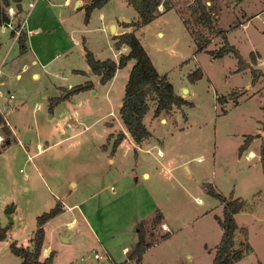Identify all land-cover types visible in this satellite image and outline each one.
<instances>
[{"label": "rangeland", "instance_id": "1", "mask_svg": "<svg viewBox=\"0 0 264 264\" xmlns=\"http://www.w3.org/2000/svg\"><path fill=\"white\" fill-rule=\"evenodd\" d=\"M20 1V16L25 17L28 24L33 6L29 9V0ZM170 1L173 9L160 18V27H135L134 32L156 68L166 73L178 93L192 100V104L172 105L169 111L154 115L156 99L149 97V109L143 117L153 130L156 142L146 154L157 155L166 166L173 165L169 170L158 163L156 167V178L162 182L161 193H156L171 222L172 232L162 229L156 215L153 219L147 217L149 207L142 210L146 215L143 217L147 218L139 224V244L143 248L149 246L142 248L138 260V238L136 242L131 240L135 228L131 220L139 206L131 193L132 185L126 184V191L113 197L119 193L111 174L113 166L119 159L124 162L130 155L135 156L134 148L126 139L120 146V141L114 146L118 132L123 129L117 101L123 96L134 59L117 69L109 87L98 85L97 92L87 88L82 89V93L79 90L50 107L51 97L63 93L68 80L78 83L91 79L83 69L86 61L79 54L73 35L80 38L81 43L84 38V45L90 43L93 47L89 48L98 56L112 57L108 45L110 36L105 35L99 22L96 23V8L101 5L91 8L95 16L90 17L89 13L85 19L83 15L85 22L90 17L89 28L76 23L73 25L76 30L67 32L59 25L55 12L60 6L51 10L47 0H35L36 8L41 7L37 20L45 17L48 21L47 27L28 36V42L30 38L34 45L40 46H37L40 60L22 70L19 62L15 63L9 77L12 83L8 86L10 91L15 90L10 102L16 106L6 112L15 132H10L9 143L4 147L0 145V220L7 225L9 239L31 247L37 214L56 201L61 207L60 198L71 203L76 195L83 194L86 198L78 206L67 209L53 221L76 215L78 224L68 228L63 222L51 231L50 223L46 225V240L56 251L55 264H214L216 244L222 235L215 213L222 214V205L207 190L212 185L227 195L231 191L241 195L244 200L242 209L235 215L238 227L234 232V248L246 249L248 243L251 247L231 264H264L262 161L252 157L253 154L250 159H238L239 145L247 134H254L248 145L259 153L264 143V9L260 10L264 0H206L218 14L214 27L225 28L229 41L240 53L239 56L228 51L215 57L207 48L220 46L223 38L219 31L201 25L196 1ZM103 4L114 15L124 10L125 18L132 17L136 11L126 0H107ZM165 10L160 4L159 14ZM256 10L259 12L255 13ZM74 18L72 21L76 20ZM3 25L6 32L2 33L0 27V35L11 38L12 29ZM159 29L163 32H158ZM190 30L209 37L205 48H196ZM69 45L72 47L64 51ZM14 49L18 50L17 43L11 47ZM54 53L48 65L41 66L40 61ZM34 68L39 71L38 76L31 74ZM198 69H202V75L191 79L189 74ZM10 91L6 89L7 95ZM223 94L227 95L226 99H218ZM4 100V96H0V102ZM13 114L15 121L11 118ZM158 147L161 152L157 151ZM113 154L114 161L111 160ZM82 166L91 170L83 171ZM123 180L127 182L128 178ZM76 181L77 184H73ZM54 182L61 188H56ZM70 189L74 199L67 196ZM15 206L16 211L10 218L7 211ZM80 211L85 213L97 234L85 223ZM240 226L246 227L247 232ZM59 232H74V236L64 240ZM9 242L0 238V264H19L21 257L10 250ZM124 243L129 246L127 253L121 254L120 247ZM103 246L110 251L115 248L118 257H126L122 261L94 257L93 252L101 251Z\"/></svg>", "mask_w": 264, "mask_h": 264}, {"label": "trees", "instance_id": "2", "mask_svg": "<svg viewBox=\"0 0 264 264\" xmlns=\"http://www.w3.org/2000/svg\"><path fill=\"white\" fill-rule=\"evenodd\" d=\"M12 1L17 2L20 0H0V21L8 18L6 6ZM107 0H91L85 6V19H88L91 8L100 6ZM197 6V18L201 25L208 26L210 30L219 31L223 38V42L216 48H207L208 52L213 56L223 55L228 51H234L240 56L239 51L232 44L226 34L225 28H215L218 14L215 12V7L206 0H195ZM129 4L133 5L136 9L138 16L135 20H121L125 25L134 24L135 27H140L149 22L159 14V5L162 4L165 9L172 6L170 0H128ZM196 48H205L209 37L202 33H196L192 30ZM115 45L119 46L122 42L128 44L129 49L127 52L120 53L118 59L112 57L98 58L95 56L92 49L84 45L85 60L89 64L90 69L99 74V81L106 82L111 78L117 67H121L127 63L131 58L134 59L129 71L128 79L124 87V94L122 102L119 106L120 118L125 125L126 129L130 132L135 141H140L150 134L147 128L143 115L149 109L148 98L156 99L154 108V115L159 114L162 110L169 111L172 105L180 107L182 104H192V100H188L182 94L178 93L172 82L168 79L166 73L160 72L151 57L141 42L139 36L132 30H125L115 35ZM19 48H25V33L22 32L18 36ZM242 60V57H240ZM239 60V63L243 61ZM242 65V64H241ZM202 75V69L193 71L189 74L191 79H195ZM93 87V81L88 79L84 82H79L66 87L65 91L59 95L53 96L50 99V107L60 99L69 96L73 92L82 89ZM227 95H219L218 99L225 100ZM4 129V139L1 141V147L9 143L10 135L8 134L9 128L6 125L2 126ZM125 136L123 131L118 132L114 146H116L122 137ZM254 134L249 133L245 136L244 141L239 145V153L247 147ZM260 159L262 161V168L264 173V143L260 149ZM207 190L216 196L222 203V214L215 213V217L222 227V235L219 242L216 244V251L213 256L214 264H231L234 260L240 258L244 251L250 248L247 244L246 249L234 248V232L238 227L236 220V213L242 209L244 200L241 195H234L231 191L230 194H225L220 190L215 189L214 186H209ZM60 210V204L57 202L47 210H43L36 216L37 226L33 230V244L31 247L23 244H18L15 240L9 242V248L12 252L21 257L19 264H53L54 249H51L47 255H41L43 240H44V226L43 223L55 215ZM159 220V217H156ZM240 229L247 232L246 227L240 226ZM7 234V225L0 222V238H5ZM141 238H138V253L137 259L141 258L140 246Z\"/></svg>", "mask_w": 264, "mask_h": 264}, {"label": "crops", "instance_id": "3", "mask_svg": "<svg viewBox=\"0 0 264 264\" xmlns=\"http://www.w3.org/2000/svg\"><path fill=\"white\" fill-rule=\"evenodd\" d=\"M29 1H33V5H32L33 6V9H32L33 15L31 16L30 19H28V24H25V27H23V29L21 31V33L22 32L25 33V48L23 50H21L19 48L18 36L21 33L18 36H15L13 34V31L11 30V33H10V34H12L11 38H9V37L3 38L4 35H0V69H1V71H0V96H4V99L7 98V96H8L7 92H6V89L8 91L11 90V88L8 86V84L12 83V81L9 79V77L12 75V71L15 70V63L19 62L18 63L19 64V68L22 70V69H28V68L32 67L34 64H36L38 62V60H40L39 57H38L39 49L37 47L39 45L38 44L34 45L32 43V40H30V38H29V42H28V36H29L30 32H33V31L36 32L38 30L43 29L47 25L48 21L45 19V17L42 18L39 21L37 20V19H40V16L37 17V15L41 13V7L37 6V8H36L35 0H29ZM90 1L91 0H59V1L47 0L46 3L50 7L51 10H53L54 6H58V5L60 6L57 9V11H55L58 14V20L60 21V22L58 21L59 25L65 31L73 32L74 30H76V28H74V26H73L76 23H80L82 28H89L90 17L91 16L92 17L95 16V11L93 10L94 8L92 9L93 11L91 10L92 13L90 12V17H89V20L87 22L83 21V15H85V6ZM12 2H14V1H12ZM126 2H127V4H129L128 0H126ZM31 7H29V9ZM170 9H173V8H169V9L165 10L164 12L158 14L153 19H151L149 22L145 23L144 25H142L140 27H145L146 25H152L153 26L152 28H154L155 26L160 27L161 26L160 18L167 11H169ZM262 9H264V7H262L260 10H262ZM20 10H22V4H21V7L19 8L18 16H20ZM96 11H97L96 16L98 17V20H96V23L98 24V22H99L98 26L101 27V29L104 31L105 35L107 33H109L110 43L108 42V45H109V48L112 51V54H111L112 58L118 59L120 53L128 51L129 46L125 42H122L119 46H116L115 45V40H116L115 35L120 33V32H122V31L132 30V29L135 28L134 24L125 25V24L121 23L120 21L123 20V19L124 20H135L137 18V16H138V13H137V11H135V13L133 14L132 17L125 18V17H123V16H125L124 10H118L119 13L117 15H114L110 10H106V6L104 4L101 5V7L96 8ZM258 12H259V10L255 11V13H258ZM73 18L76 19V20L72 21ZM154 21H157V22L155 24H153ZM64 23H68L69 25L65 26ZM112 23H114V25H115V29L114 30H112L110 28V25ZM241 23L242 24H246V22H244V21H242ZM0 27H1V30H2L1 32L5 33L6 32V27L4 25L2 26V21H0ZM158 32H163V31H162V29H159ZM73 38L75 39V42L78 43L79 54L82 55L84 57V59H85V55H84L85 39L83 38L82 39V43H81L80 42V38H77L74 35H73ZM16 43L18 44V50L17 49H14V51L11 50V47L14 44H16ZM4 45H5V48L2 49V46H4ZM85 45L88 46V47L92 46L90 43L85 44ZM71 47H72L71 45L66 46V47L63 48V50L65 51L67 49H70ZM57 52H59V51H57ZM56 53H54L49 58L42 59V61H40L41 66L45 67L46 65H48V62L56 55ZM94 54L98 58L111 57V56H108V55H106V56H98V54H96V53H94ZM131 59H133V58H131ZM118 68L119 67L116 68V70H115V72H114V74H113V76L111 78H109L106 82L101 83L99 81V74L93 72L90 69L89 64L86 61L85 62V66H84L83 69L86 71V74H90V76H91L90 80L93 81V87H90V88H87V89H92V92H97V89L95 87H97L98 85H102V86H106L107 85V87H109V85L111 84L112 79H113V77H114V75H115V73H116ZM31 74L33 76H38L39 75V71L37 70V68H34L32 70ZM15 75L17 77L20 76L19 70L16 71ZM85 80H88V79H85ZM84 81H81V82H84ZM73 84H75V83H72V81L68 80L67 83L65 84V86L66 87H70ZM12 91H10V92H12ZM83 91H84V89H83ZM83 91L80 90L81 93ZM75 93H77V92H74V93L70 94L66 98H69L70 96H72ZM15 94L16 93H14L13 98L15 97ZM184 95H185L184 97L187 98V95L186 94H184ZM64 99H61V100H64ZM187 99L190 100L189 98H187ZM121 102H122V98L117 101V104L119 105V104H121ZM0 103H2V101ZM15 106L16 105H13V109L15 108ZM119 116H120V114H119ZM143 117H144V115H143ZM11 118L15 121L16 116H14V114H13V116ZM1 122L2 121H1V118H0V123ZM121 123H122L121 125L123 127V129L121 131H123L125 133V136H123L122 139L120 140L119 146L122 143V140L126 139L127 142L129 143V145L134 148V151H135L134 155L135 156L130 155L127 159H125L124 162L119 159L118 162H117L118 164H115L113 166L111 174H112V177L117 182L118 188H119L118 189L119 193L114 194L113 197L116 198L119 195H122L123 192H125L126 189L128 188V187L126 188V184L129 183L130 185H132V188H133L131 193L135 195L136 204L139 205V206H137V209H136L137 214L131 220V222L133 223V227H135L134 228V232L131 233V240L136 242V240L138 238V234H139V228H140L139 224H141V220L142 219H146L147 217H151V219H153V217L155 215L159 217L158 222H159L160 225H162V224L166 225V227L161 226L162 229H165L166 231H169L171 233L172 232L171 222L168 221L167 215L164 212V207H163V205H161V203L159 201V197H158L159 194L156 193L157 191H160V193H161V190H162V182L158 178H156L157 177L156 167L158 166L157 165V163H158L161 166V168H164V166H165V168L167 170H169V168L172 167L173 165L166 166L164 164V162L161 159L158 158L157 155H154V154L150 155L149 154V156H150L149 157L146 154V153L151 152L153 146L156 143L154 141V136L155 135L153 133V130L149 126H147L146 122H145V124H146L147 128L149 129L150 134L148 136L144 137L143 139H141L138 142L133 139L132 135L130 134V132L126 129L125 125L123 124L122 120H121ZM71 126H72V124H71ZM3 130L4 129H2V126H0V131H2V133L5 135ZM8 134L10 135V129L8 131ZM15 138H16V133H15ZM239 154H241V155L238 157V159L239 158L250 159V155L253 154L252 157H255L257 160H260V153L258 151H256V150H254L253 148H250L249 145H248L247 148L243 149L241 151V153H239ZM111 160L112 161L115 160V154L112 155ZM160 160H161V162H160ZM81 170L90 171L91 169L88 168V167L82 166ZM93 171H94V169H92V172ZM122 177H123V179L125 177H127L128 178L127 182L124 181L123 179L121 180ZM88 178L92 179L89 176H88ZM131 180H133V182H131ZM88 181H90V180H88ZM52 184H54V186L56 188H58V189L61 188V185H58L57 182H54ZM73 184L76 185L77 181L75 183H73ZM108 184L110 186H112L111 183H108ZM80 189L83 190L82 186H81ZM70 192H71V189L68 190V192H66L67 196L72 193V192L71 193ZM54 194H56V193H54ZM56 196H58V195L56 194ZM70 197L72 198L71 195H70ZM195 197H197L198 200L202 201L200 196L196 195ZM74 198H72L74 200L71 203L67 202L63 198L62 199L60 198V201L64 200L68 205H71V208H72L73 206H78L79 203L82 202L86 198V196H84L82 194V196L76 195ZM218 201L220 202V200H218ZM56 203H57V201H56ZM148 204H151V205L149 206ZM220 204L222 205L221 202H220ZM53 205H51V206H53ZM61 207H62V209H60L55 215L51 216L50 218H48L43 223V226H44V240H43V246H42L41 255H47L51 249H54L53 264H55L54 260H55V256H56V251H55L54 246L50 242H48L46 240V234H47L46 233V231H47V229H46L47 226L46 225H48V223H50L49 230L51 231V230H55L63 222L66 225V227H68V228H72L74 225L79 223L78 217L76 215H71L69 217V218L72 217L71 219L67 218L65 220L53 223V221H56V219L58 217H60L63 213H65L67 211V209H68L63 204H61ZM148 207L150 208V210L148 211L149 213H147L148 214L147 217H143V216H146V215H145V213L143 214L142 210L146 211L145 208H148ZM71 208H69V209H71ZM8 211H9L10 214H13V212L16 211V206L14 207V209H11V210H8ZM8 211H7V214H6L7 216H8ZM157 212H158V214H157ZM80 213L82 214V217L84 218L85 223L92 230V232L97 234L95 232V229L92 226V223L89 221V219L87 218L85 213L84 212L82 213V211H80ZM67 221L69 222V224L71 226L68 225ZM0 222H1V220H0ZM59 235L60 236H62V235L66 236V239H64V240H68V239H70L71 237L74 236V232H69L67 234H63L62 232H59ZM5 238H6V241H8V242L11 241V239L8 238L7 234H6ZM125 245H128V244L124 243L120 247L121 248L120 249L121 250V254H123V253L126 254L127 253V252H123V250H122V247L125 246ZM148 246H149V244L146 245L143 248V250L146 247H148ZM110 252H111L113 260H115V261H122L126 257L125 255L124 256L120 255V257H118L115 254V248L113 250H111Z\"/></svg>", "mask_w": 264, "mask_h": 264}, {"label": "built area", "instance_id": "4", "mask_svg": "<svg viewBox=\"0 0 264 264\" xmlns=\"http://www.w3.org/2000/svg\"><path fill=\"white\" fill-rule=\"evenodd\" d=\"M33 5V1L28 2V6L31 7ZM6 11L8 18L6 20H3L2 23H5L6 26L10 27L13 31V34L15 36H18L23 27H25V17L23 16H18L19 9L16 5V2H11L6 6ZM1 71V69H0ZM14 96L13 92H8L7 98H5L4 102L0 103V114L2 115L3 122L0 123V126L6 125L9 129L10 132H15L13 126L11 125V122L9 121L8 117L6 116V112L10 109L13 108V104L10 102V98ZM4 139V134L0 131V141ZM157 151L161 152V149L158 147ZM61 203L66 207V208H71V205H68L64 200H61ZM68 225L69 222L67 221ZM163 227H166L165 224H162ZM128 246L125 245L122 247L123 252H127ZM94 257L96 258H102L105 257L106 259H112V255L110 250L103 246L101 251L95 250L93 252ZM114 264H123V262H115Z\"/></svg>", "mask_w": 264, "mask_h": 264}, {"label": "water", "instance_id": "5", "mask_svg": "<svg viewBox=\"0 0 264 264\" xmlns=\"http://www.w3.org/2000/svg\"><path fill=\"white\" fill-rule=\"evenodd\" d=\"M16 5H17V7H18V9H19V8L21 7V2H20V1H17V2H16ZM110 28H111L112 30L115 29V25H114V23H112V24L110 25ZM245 63L248 64L249 62L246 60ZM183 90H186V87H184ZM9 210H11V209H9ZM8 215L10 216V213H9V212H8ZM10 218H11V216H10ZM61 237H62L63 239H66V236H64V235H62Z\"/></svg>", "mask_w": 264, "mask_h": 264}]
</instances>
